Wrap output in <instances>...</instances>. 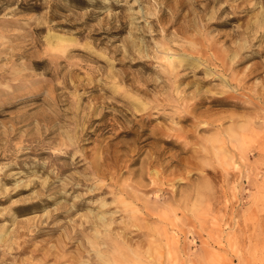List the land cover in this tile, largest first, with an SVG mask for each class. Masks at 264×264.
Wrapping results in <instances>:
<instances>
[{"label":"rangeland","instance_id":"374dc122","mask_svg":"<svg viewBox=\"0 0 264 264\" xmlns=\"http://www.w3.org/2000/svg\"><path fill=\"white\" fill-rule=\"evenodd\" d=\"M0 264H264V0H0Z\"/></svg>","mask_w":264,"mask_h":264},{"label":"bare ground","instance_id":"6f19581e","mask_svg":"<svg viewBox=\"0 0 264 264\" xmlns=\"http://www.w3.org/2000/svg\"><path fill=\"white\" fill-rule=\"evenodd\" d=\"M169 60V59H168ZM171 62V61H170ZM102 242V241H101ZM94 249V248H93ZM110 262V261H109Z\"/></svg>","mask_w":264,"mask_h":264}]
</instances>
